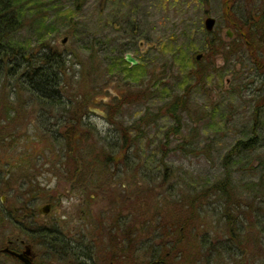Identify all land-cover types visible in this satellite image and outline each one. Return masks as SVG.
<instances>
[{
    "label": "rangeland",
    "instance_id": "rangeland-1",
    "mask_svg": "<svg viewBox=\"0 0 264 264\" xmlns=\"http://www.w3.org/2000/svg\"><path fill=\"white\" fill-rule=\"evenodd\" d=\"M79 1L84 0H51L50 5L72 12ZM221 1L107 0L100 10V0H85L74 18L77 21L76 33H80L76 37L65 34L68 27L57 24L55 11L47 13L51 27L43 30V37L53 53H61L67 60L63 79L68 91L66 97L72 101L66 99L65 102L71 108L80 104L78 117L85 120L84 125L81 121L79 132L75 134L79 138L78 149L85 148L87 154L95 151L99 162L90 163L92 178L89 189L83 185V180L78 182L69 178L73 164L65 160L66 151L56 140L59 130L53 132L49 128L54 123L50 114L60 111H54L58 108L46 111L42 101L33 100L22 91L21 81L2 77L0 106L3 104L1 97H6L4 102L9 119L1 123L5 127V138L0 144V198L3 196L10 207L25 208L28 212L47 205L45 201L49 200L50 212L38 214L36 223L54 227L65 234L75 233L76 240L78 232L86 233L79 228L87 226L92 229L100 219L109 221L112 214L109 206L113 200L120 199L119 204L122 202V215L126 216L124 223L130 225L137 217L147 223L152 217L154 220L149 222L154 226L164 220L170 222L172 214L179 213L176 207L191 196L194 188L199 190L219 182L224 170L221 166L223 156L241 138L240 131L249 126L256 100L264 92L263 67L255 69L244 49L236 54L213 55L209 59L211 72L205 82L201 85L192 82L189 104L180 113L181 128L177 133L171 131L174 125L165 115L164 107L182 95L184 90L178 85L176 69L171 66L172 50L180 48L184 51L190 47V56L195 58L199 54L201 58L198 61L202 65L208 62L203 57L210 42L203 29L205 17L215 19V33L224 44L236 41L234 30L227 27ZM231 3L233 7L230 9L244 16L249 13L253 16L264 9V0H234ZM124 13L126 18L122 19ZM133 22L134 31L127 27ZM31 37L25 32L20 36L21 39ZM93 37L103 43L98 54L84 51L86 42ZM123 44L129 45L131 50L126 53L131 54L138 64L141 60L146 65L143 75L126 74L110 65ZM125 67L131 70L133 66L126 63ZM86 96L88 104L84 105ZM2 117L3 113L0 119ZM91 127L95 128L92 134ZM258 140L260 146L254 155L264 157V132ZM105 142L109 147L102 148ZM114 144L118 147H113ZM120 148L125 150V154L118 159ZM106 153L117 157L102 164L99 154ZM87 158L95 157L91 154ZM82 170L84 166L80 165L79 171ZM233 177L235 183L242 179L237 173ZM21 178H25L28 185L22 187ZM102 186L103 189L106 187V192L101 191ZM36 191L41 196L34 199L32 195ZM88 193L93 197L90 198ZM208 203L207 211H198L188 225L194 229L193 233L205 230L210 238H220L226 232L225 220L220 217V202L209 198ZM2 209L0 204V211ZM16 228L5 216L2 221L0 213V245L20 233ZM137 229H140L139 223ZM136 234L134 238L138 244L140 239ZM151 237H142L145 246L151 243ZM18 238L27 240V250L36 262L42 256L50 258L52 264L84 262L72 256L67 248L64 250L67 256L54 255L53 251L43 254L42 248L28 242L29 238L22 234ZM192 240H195L193 235ZM75 242L81 244L80 239ZM77 244L73 252L76 255L84 253L85 248ZM259 255L256 262L253 258L245 261L237 254L234 258L226 255L210 259L209 264H264L263 254ZM144 258L143 251L136 255L139 263ZM0 260L16 264L4 256ZM179 260L176 258L174 264H197L194 259L187 263Z\"/></svg>",
    "mask_w": 264,
    "mask_h": 264
},
{
    "label": "trees",
    "instance_id": "trees-1",
    "mask_svg": "<svg viewBox=\"0 0 264 264\" xmlns=\"http://www.w3.org/2000/svg\"><path fill=\"white\" fill-rule=\"evenodd\" d=\"M84 1H79L76 9L71 12L52 7L51 0H0V79L2 77L17 78L18 81H21L22 91L28 94L29 98L38 100L40 103L42 101V107L46 111L58 108L54 111H60V113L50 114L51 121L54 120V123L49 125V128L53 132L59 130L60 134L56 140L59 141L61 149L66 151L67 158L65 160L73 164L69 178L72 177L78 182L84 180L85 177L84 170L79 171L80 165L84 166L87 162L95 164L99 160L98 156L94 155L95 151L91 150L92 148L90 153L88 152L89 154L85 148L84 150L78 149L79 138H77L78 134L77 137L75 134L79 132L82 121L78 119L80 104L71 108L72 106L65 102L66 99L71 100L69 96L66 97L68 91L63 79L67 60L61 53L51 51L43 37V30L51 27V24L47 22V13L53 10L57 24L68 27L65 34L76 37L80 33H76L77 21L74 18ZM105 1L107 0H100V10H103ZM231 2L234 0H222L221 7L227 27L234 30L236 34V41L230 40L228 44H224L221 38H218L215 30L206 33L210 42L207 44L206 54L203 56L208 61L204 65L201 61L190 56V47L184 51L179 48L171 52V66L176 69L179 75L180 83L178 85L184 89L182 95L173 98L171 104L164 107L165 115L170 117L173 122L174 127L171 128L173 133H177L181 128L180 113L189 104L192 82L195 85L205 82L211 72L212 65L209 59L213 55H230L231 52L236 54L240 49H244L255 69L260 68L259 66L264 69V9L256 12L253 16L250 13L244 16L237 10H231L233 7ZM125 18L124 13L122 19ZM127 27L134 31V22ZM22 32L31 34L34 39L33 37L21 39ZM85 45L84 51L92 54H98L103 47V43L96 37L90 38ZM130 50L128 44L121 45V49L117 51L116 57L110 65L114 68L118 67L123 73L132 72V74L137 73L141 76L146 71V65L142 64L141 60L131 70L125 69L126 63L123 55ZM1 98H3V101L1 100L3 104L0 106L2 109L0 114L3 113V117L0 119V144L5 138V127L1 126V123L9 119V112L6 102H4L6 97ZM83 104H88L87 96L83 100ZM119 104L120 102H118ZM259 108H262V111ZM263 108L264 92L256 100L249 126L246 127V130L240 131L241 138L223 156L221 166L224 170L219 182L203 186L199 190L197 187L194 188L191 196L176 207L179 209V213H173L170 222L164 220L153 226L150 222L154 218H149L147 223L145 219L139 218L140 229H137L135 225H129V227H126L125 224L120 225L116 217H112L109 221L100 219L91 232H88L91 233L90 244L84 243L83 240L79 245L76 243L85 248L84 253L75 255L76 258L84 261L80 264L86 262L90 264L92 262H94L93 264L98 262L106 264H174L176 258H180L179 261L183 263L194 259V263L209 264L210 259H219L226 255L234 258L239 254V257H243L245 261L253 258L254 262L259 260L257 257L260 256V253L264 257V157L254 155L260 146L259 135L264 132ZM90 129L91 134L94 133L95 128L91 127ZM100 143L102 142L100 141ZM107 145L105 142L101 147H109ZM113 147L117 148L118 146L114 144ZM116 148L113 149L116 150ZM119 151L121 152L118 159L123 153L125 154V150L122 148ZM91 154L95 157L90 158L92 162L87 158V156L91 157ZM111 154H99L100 163L107 164L109 160H115L117 156L111 157ZM253 161L257 163L255 164ZM236 173L240 174L242 179L235 183L233 176ZM21 180L22 187L28 185L25 178H21ZM39 194L36 191L32 197L37 199L41 196ZM209 198H216L220 202V217L225 220L226 232L220 238L219 236L210 238L205 230L193 233L194 229L188 225L189 221L196 218L198 211H207L208 207L206 209L205 207L209 206ZM135 233H138L140 239L138 244L134 238ZM149 235L152 236L151 243L145 246L141 241L142 237ZM192 235L195 236V240H192ZM32 245L42 249L49 248V251L52 250L54 255L59 253L66 256L65 254H67L64 252L66 248L62 246L63 242L56 239L47 240L45 243L33 240ZM229 247L237 248L238 253L232 248L229 250ZM141 251L144 252L145 258L139 263L136 255ZM197 257L200 258L199 261ZM14 262L21 264L18 260ZM0 264L8 263H3L0 260Z\"/></svg>",
    "mask_w": 264,
    "mask_h": 264
},
{
    "label": "flooded vegetation",
    "instance_id": "flooded-vegetation-1",
    "mask_svg": "<svg viewBox=\"0 0 264 264\" xmlns=\"http://www.w3.org/2000/svg\"><path fill=\"white\" fill-rule=\"evenodd\" d=\"M84 122H85V120L83 119L82 120L83 125H84ZM80 126H81V123H80ZM84 170H86L85 173H86V175L88 177H86V178L84 177V180H83L84 184L83 185H85L86 187H88L87 189H89L90 185H91V183H89V182H91V178H92L91 177L92 172L90 171V170H92L91 164L88 163V162L85 163L84 164ZM99 183H101V180H100ZM102 190L105 191L106 187H104V189H103V186H102L101 191ZM87 195L90 198L93 197V195L91 193H88ZM119 200L120 199H118L117 201L113 200L112 203L109 206L110 207V213L112 211L110 219L112 217H116V220L120 223V225H124L125 224L126 227H129V224L124 223V220L126 219V216H124L125 214L122 215L124 213V208H123V206H122V208L120 207L122 205V202H121V204L117 203ZM45 202L47 203V205H44V206H48L47 213H43L42 211H40V209L43 206L39 207L36 211H29L28 212V210H26L25 208L22 209V208H19V207L18 208L10 207L8 205V201L7 200H5V201L3 200V196L0 198V204H1L2 208H3L0 211L1 216H2V221H3V217L5 216V218L8 220V222L12 223L14 225V227H17L16 229L20 232L19 234H16L13 238H10V239L8 238V239H6L5 242H2V244L0 245V256L7 257L10 261L11 260L12 261H17L18 259L15 256H13V255H11L9 253H6L4 251V250L7 249V250H9V251H11L13 253H16V254H25L29 258L31 264H52V262L50 261V258H48V257L44 258V256H42V258L38 262L34 261L31 258V256H30V253H29L30 251L27 250V248H28L27 247V245H28L27 240L18 238V236L20 237L21 234L24 235L25 237L29 238L28 242L36 240V241H40L41 243H45L47 240L56 239L58 241L63 242L64 245H62V246L67 248V250H69V252L71 253L72 256L76 255V253L73 252V249L75 248L74 245L76 244L75 241L77 240V239L75 240V237H74L75 233L72 234L71 232H68L67 234H65L63 231H61L59 229H56L54 227H47V226H44V225L40 226L39 224H37L38 222L35 220V217L38 214L40 215V213L43 214V215H47L50 212V210H51V205H50L51 203H49V200H46ZM123 204H124V207H125V203L124 202H123ZM128 205H129V202H128ZM132 205H133V203L131 204V206ZM8 206L10 207V209H9ZM128 207H130V206H128ZM115 208H116V210L114 211ZM125 208L127 209V207H125ZM22 211L24 213L22 215H20V213ZM130 225H133V226L135 225V227L137 228L138 217L136 218L135 221L133 220ZM86 228H89V227L84 226L83 229L79 228V230H81V232L83 230H85L86 231V233H85L86 235L85 234H81L80 232H78L76 235H77L78 239L83 240L84 243L87 242V244L89 245L90 244L89 238H90V234L91 233H88V232L89 231L91 232V228H89V229H86ZM136 235L137 234L135 233V236ZM50 248L52 249V247H50ZM49 250H50L49 248L46 249V250H45V248H43V254H45L47 252L50 253ZM65 255L67 256V254H65ZM21 264H23V263H21ZM70 264H74V263H70Z\"/></svg>",
    "mask_w": 264,
    "mask_h": 264
},
{
    "label": "water",
    "instance_id": "water-1",
    "mask_svg": "<svg viewBox=\"0 0 264 264\" xmlns=\"http://www.w3.org/2000/svg\"><path fill=\"white\" fill-rule=\"evenodd\" d=\"M215 24H216V21L214 18H211V17H205L204 21H203V29L207 32V33H210L213 31L214 27H215ZM227 36L229 38H231V34L230 32H227ZM63 43L65 42V39L62 41ZM196 60H199L201 58V55H196ZM124 59L126 61V63L130 64L131 66H136L137 65V61L131 56V54L129 53H126L125 56H124ZM47 209H48V206H43L40 211H42L43 213H47ZM6 253H9L13 256H15L21 263L23 264H31L29 258L25 255V254H16V253H13L9 250H4Z\"/></svg>",
    "mask_w": 264,
    "mask_h": 264
},
{
    "label": "bare ground",
    "instance_id": "bare-ground-1",
    "mask_svg": "<svg viewBox=\"0 0 264 264\" xmlns=\"http://www.w3.org/2000/svg\"><path fill=\"white\" fill-rule=\"evenodd\" d=\"M214 30V29H213Z\"/></svg>",
    "mask_w": 264,
    "mask_h": 264
}]
</instances>
